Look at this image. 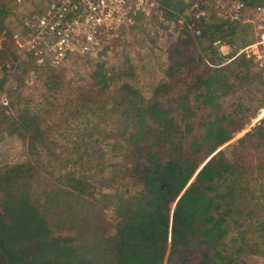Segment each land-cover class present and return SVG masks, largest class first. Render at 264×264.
<instances>
[{"label": "trees", "instance_id": "trees-1", "mask_svg": "<svg viewBox=\"0 0 264 264\" xmlns=\"http://www.w3.org/2000/svg\"><path fill=\"white\" fill-rule=\"evenodd\" d=\"M182 1L171 7L198 11L212 2ZM243 1L248 8L264 6V0ZM2 13L7 8L0 7ZM195 26L197 41L209 39V48L215 41L237 44L235 28L204 18ZM217 51L203 49L204 57L195 58L177 51L168 80L149 97L133 84L134 66L126 61L112 73L99 70L89 86L96 98L80 99L91 102L95 127L89 120L91 132L76 135L79 144L72 147L58 146L45 115L64 97L86 92L47 80V105L40 113L18 112L9 135L39 144L35 150L53 165L50 172L67 183L29 160L0 172V264H246L264 256V119L197 173L185 163V141L196 132L217 127L213 136L222 145L242 129L236 111L223 109L226 97L258 85L264 101V74L251 71L253 58L244 53L223 61ZM4 56L0 50V91ZM18 88L8 90L12 106L19 105ZM222 150L232 156L226 175L216 162Z\"/></svg>", "mask_w": 264, "mask_h": 264}, {"label": "rangeland", "instance_id": "rangeland-1", "mask_svg": "<svg viewBox=\"0 0 264 264\" xmlns=\"http://www.w3.org/2000/svg\"><path fill=\"white\" fill-rule=\"evenodd\" d=\"M30 1L31 7L29 8L34 11H39V9L45 6L44 0ZM173 1H169L173 4L171 6L178 7L177 2ZM187 1L183 0L182 4H186ZM217 1L212 0V2L205 4L207 8L202 10L205 12V21L210 25H224L235 28L237 33V42L235 43L237 44H234V46L238 50L245 43L248 44L255 41V35L258 33L257 27L249 25L244 21L239 23L223 21L220 18ZM0 7L2 6L0 5ZM184 8L190 7L185 6ZM213 9L215 11L212 15ZM7 14H0V50L5 51L4 64L5 66L7 65L0 97L5 95L9 101L5 107L0 104V172L2 173L7 172L8 168H11L16 163L29 160L34 163V166L41 173L48 174L53 181L67 183L61 173L57 171L50 172L53 165L44 158V152L35 150L40 149L39 144L31 143L28 140L22 141L16 135H9L12 128L11 124L18 112L28 110V113L34 114L35 112H39L37 109L44 108L47 105L43 100L44 97L46 98L43 85L47 80L52 78L54 82H61L68 88L79 87L86 92L83 98L71 97L70 99V97H64L52 108L50 115H45L44 124L46 123V126H48L51 136L58 139V146L72 147L71 143L73 144L74 141L79 144L76 135L83 131L91 132V128L88 125L89 120L92 123V129L95 127L96 120L95 115L91 114L93 112L91 102L83 103L80 99L94 100L96 98L95 95L90 93L89 86L93 82L92 76L99 70L105 68L109 74L117 71L126 61L128 64L134 66L133 84L144 94V97H149L152 95V90L158 84L168 80L169 63L178 60L177 51H180L186 58H190L191 56L195 58L197 54L204 57L203 49L206 54H208L209 50L213 49V47L209 48L211 46L209 39H202L198 42L197 39L180 32L181 30L177 26L163 31L156 29L155 25L151 26V23L142 24L137 22L131 28L120 31L118 34L119 42L115 46L103 47L100 52L90 59L87 60L76 55L70 56L67 65L63 67V71H54L56 73L50 74L52 72L50 70H38V68H34L33 64L23 62V66L12 72L15 64L20 62L19 58L22 61L29 60L18 52L10 51V36L14 33L20 34L22 30L19 23L12 18V14L10 13L9 16ZM245 25H249L250 27H246ZM241 28L242 33L239 35L238 31ZM189 41L191 45L187 44ZM226 43L228 46L231 45L228 42ZM244 53H238V55ZM255 63H253L254 65L252 64L251 71L264 74V69L259 70L258 65ZM263 66L264 64H262ZM2 74L4 72L0 70V78H2ZM117 75L113 74L111 76L117 80ZM123 80L125 78H122L121 82ZM20 84L22 85L20 86ZM18 86L20 97L17 101L19 105L12 106L8 90H16ZM259 88L260 86L258 85H251L235 91L232 96L224 99L223 109L226 113L236 111L237 124L242 129L234 132L230 142L222 145L220 144L219 135L213 136L219 128L212 127L196 132L193 137L185 141V163L187 165L199 168L206 159L212 157L221 149H225L227 144L241 138L264 119V108H259L264 106V101L260 99L261 95L257 93ZM259 101L262 102L259 103ZM238 105L242 106V112L238 111ZM85 125L88 126V129L83 130ZM63 133L71 137L61 136ZM229 151L222 150L216 157L219 173L224 175L232 167V156ZM251 163L254 165L253 160ZM104 221L108 222L106 219ZM246 264H264V256L254 258L253 261L246 259Z\"/></svg>", "mask_w": 264, "mask_h": 264}, {"label": "built area", "instance_id": "built-area-1", "mask_svg": "<svg viewBox=\"0 0 264 264\" xmlns=\"http://www.w3.org/2000/svg\"><path fill=\"white\" fill-rule=\"evenodd\" d=\"M45 6L39 11L30 9V0H0L7 8V15L19 23L20 34L10 36V51L26 56L29 61L16 63L12 72L33 64L38 70L63 71L70 56L90 59L103 47L116 45L122 29L131 28L135 23L155 25L161 30L177 26L196 39L201 31L195 22L205 18V12L194 7L176 11L165 0H44ZM220 18L229 23L255 25L258 33L251 47L245 52L258 64L264 61V6L248 8L243 0H218ZM249 14V15H248ZM213 47L225 45L215 41ZM238 55V54H237ZM51 73V72H50ZM7 97H0V104L7 106Z\"/></svg>", "mask_w": 264, "mask_h": 264}, {"label": "crops", "instance_id": "crops-1", "mask_svg": "<svg viewBox=\"0 0 264 264\" xmlns=\"http://www.w3.org/2000/svg\"><path fill=\"white\" fill-rule=\"evenodd\" d=\"M252 25V24H249ZM249 25H245L246 27H250ZM254 26V25H253ZM256 36V35H255ZM255 41H252L248 44H245L241 49H237L236 46H234V44L231 45H220L218 47V52L220 53L219 55L222 56L223 61H228L230 56H236L241 50H243L246 47H251L254 44Z\"/></svg>", "mask_w": 264, "mask_h": 264}, {"label": "water", "instance_id": "water-1", "mask_svg": "<svg viewBox=\"0 0 264 264\" xmlns=\"http://www.w3.org/2000/svg\"><path fill=\"white\" fill-rule=\"evenodd\" d=\"M211 158V157H210ZM210 158H208V159H206L205 161H204V163H202V165L196 170V173L199 171V169L210 159Z\"/></svg>", "mask_w": 264, "mask_h": 264}]
</instances>
